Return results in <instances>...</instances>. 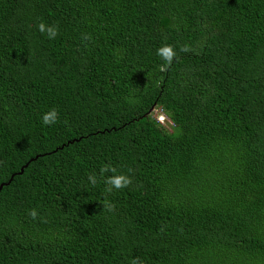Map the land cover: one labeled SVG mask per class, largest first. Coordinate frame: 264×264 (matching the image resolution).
I'll return each mask as SVG.
<instances>
[{"label":"trees","instance_id":"trees-1","mask_svg":"<svg viewBox=\"0 0 264 264\" xmlns=\"http://www.w3.org/2000/svg\"><path fill=\"white\" fill-rule=\"evenodd\" d=\"M12 175L0 264H264V0H0Z\"/></svg>","mask_w":264,"mask_h":264},{"label":"clouds","instance_id":"clouds-1","mask_svg":"<svg viewBox=\"0 0 264 264\" xmlns=\"http://www.w3.org/2000/svg\"><path fill=\"white\" fill-rule=\"evenodd\" d=\"M38 31L41 34H46L48 39H55L56 36L58 35V27L55 25H47L44 22L39 23L38 25ZM90 37L85 35L84 39H89ZM192 49L189 45L185 44L181 46L180 51L181 52H190ZM163 61L164 63L160 66V70L166 71L168 67H170L173 63L174 58H176L177 53L172 45L164 44L161 47L157 49L156 53ZM163 114L160 112V115L162 116ZM164 116V115H163ZM165 117V116H164ZM158 122H160L157 118L155 117ZM42 123L46 126H51L55 124L58 120V112L56 109H51L48 112H45L42 117H41ZM160 123H164L163 119H161ZM114 173V175H109V176H104L105 173ZM117 172L116 168L113 167L110 164H105L101 169L100 173L101 176L104 177V183L108 186L106 188V192L111 193L113 189L120 190L123 188L128 187L131 184V178L125 174H115ZM88 181L90 182L91 185L95 186L97 183V178L94 173L88 174ZM103 207L109 211L113 212L115 211V204L105 200ZM28 215L32 217V219H36L38 213L35 209H30L28 211ZM131 264H143L142 261L139 260V258L133 259L131 261Z\"/></svg>","mask_w":264,"mask_h":264},{"label":"rangeland","instance_id":"rangeland-1","mask_svg":"<svg viewBox=\"0 0 264 264\" xmlns=\"http://www.w3.org/2000/svg\"><path fill=\"white\" fill-rule=\"evenodd\" d=\"M152 115L155 116V117L157 116V118L160 119V120L163 119V121H164V126H165L167 129H170V126H169V125L171 124L170 121H169L166 117H164L163 115H162V116H158V115H160L159 109H157V110H156V109H153V111H152ZM167 124H168V125H167Z\"/></svg>","mask_w":264,"mask_h":264},{"label":"water","instance_id":"water-1","mask_svg":"<svg viewBox=\"0 0 264 264\" xmlns=\"http://www.w3.org/2000/svg\"><path fill=\"white\" fill-rule=\"evenodd\" d=\"M154 105H155V103H154V104L150 107V109L148 110V112H147L148 114H149L150 112L153 111V109H154ZM33 159H36V157L30 159L29 161H31V160H33ZM22 171H23V167L20 168L19 173H22ZM12 177H13V175L10 177V179H9L8 181H6V182H4V183H0V189L2 188V186H3L4 184H8V183L11 181Z\"/></svg>","mask_w":264,"mask_h":264},{"label":"built area","instance_id":"built-area-1","mask_svg":"<svg viewBox=\"0 0 264 264\" xmlns=\"http://www.w3.org/2000/svg\"><path fill=\"white\" fill-rule=\"evenodd\" d=\"M161 122V120H159Z\"/></svg>","mask_w":264,"mask_h":264}]
</instances>
